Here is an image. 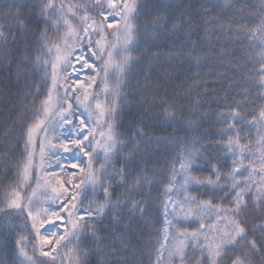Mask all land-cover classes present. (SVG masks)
<instances>
[{
    "label": "snow or ice",
    "instance_id": "obj_1",
    "mask_svg": "<svg viewBox=\"0 0 264 264\" xmlns=\"http://www.w3.org/2000/svg\"><path fill=\"white\" fill-rule=\"evenodd\" d=\"M0 264H264V0H0Z\"/></svg>",
    "mask_w": 264,
    "mask_h": 264
},
{
    "label": "rangeland",
    "instance_id": "obj_2",
    "mask_svg": "<svg viewBox=\"0 0 264 264\" xmlns=\"http://www.w3.org/2000/svg\"><path fill=\"white\" fill-rule=\"evenodd\" d=\"M85 71H87V70H85Z\"/></svg>",
    "mask_w": 264,
    "mask_h": 264
}]
</instances>
